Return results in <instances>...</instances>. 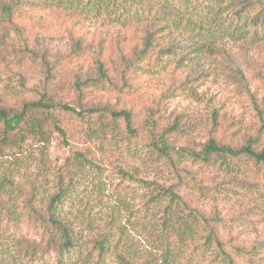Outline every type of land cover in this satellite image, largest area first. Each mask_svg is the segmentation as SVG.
<instances>
[{
    "label": "rangeland",
    "instance_id": "374dc122",
    "mask_svg": "<svg viewBox=\"0 0 264 264\" xmlns=\"http://www.w3.org/2000/svg\"><path fill=\"white\" fill-rule=\"evenodd\" d=\"M15 1L0 0V109L20 112L44 96L100 112H35L48 122L44 141L28 128L4 141L0 123V253L10 263L59 264L28 213L45 212L62 181L58 216L76 239L66 264H229L218 241L235 264H264V164L214 166L188 155L211 140L264 149V43L231 39L240 23L228 1L68 0L71 9L23 0L2 12ZM162 4L194 31L158 42L157 51L176 54L138 59L147 32L171 31L149 18L148 8ZM123 111L132 133L111 115ZM175 125L172 166L152 145ZM77 152L89 162L78 166Z\"/></svg>",
    "mask_w": 264,
    "mask_h": 264
},
{
    "label": "trees",
    "instance_id": "16d2710c",
    "mask_svg": "<svg viewBox=\"0 0 264 264\" xmlns=\"http://www.w3.org/2000/svg\"><path fill=\"white\" fill-rule=\"evenodd\" d=\"M50 5L57 7V8H71L73 7L74 3L68 0H44ZM161 3H164V0H161ZM224 0H219L218 2H223ZM228 1V7L233 12V18L239 21V25L234 28L231 32V39L234 41H241L249 39L252 43L263 42L264 43V0H226ZM23 0H16L14 3L9 2L7 5H2V12L5 14H11L13 10L18 9L19 5ZM162 5H152L148 8L149 11V18L150 16L153 18L152 21L167 26L171 28L169 34H164L165 29L161 31H153L147 32L146 40L144 43V48L141 50L140 54H138V59L143 60L144 58H151L153 54H156L158 58L162 56H171L176 54V48H169L167 50L161 49L157 51L158 42H163L165 37L172 38V36L176 33H182L180 35H186L189 33H193L195 27V23L192 20H187L186 18H181L179 20L178 14L175 11L168 10V7ZM168 8V9H166ZM211 13V11H209ZM139 18V16H135ZM135 18V19H136ZM201 33L198 34L200 37L201 35L206 36L207 30L201 27ZM174 31V32H173ZM176 31V32H175ZM161 35V36H160ZM169 35V36H168ZM203 36V37H204ZM195 37V36H194ZM174 41V39H173ZM190 41H194L191 38ZM173 43V42H172ZM191 43V42H190ZM196 42L194 41V44ZM174 44H179L178 42H174ZM154 52V53H153ZM151 56V57H150ZM101 71L103 70V66H100ZM104 77V73L102 74ZM78 87V85H77ZM80 87V86H79ZM59 109L63 113L76 115L78 117L83 118L87 113L90 114H97L100 110H88V111H78L76 108L70 105H56L50 104L45 102V97L34 103H26L24 104L22 110L20 112H15L10 114L6 108L0 109V123L4 125V138L3 140L6 141L8 136L13 133L15 130L23 129L25 131L26 128L29 129L30 134H37L41 136V139L44 141V138L47 134V127L48 122L45 119L38 118L33 114L35 112H50L51 110ZM104 112V111H103ZM43 114V113H42ZM112 117L115 119L124 118L127 123L128 130L132 133L134 132L131 130V115L128 112H112ZM29 125V126H28ZM56 132L64 139L63 143L67 144L66 138L67 133L66 131L56 125L55 126ZM177 131V127L172 126L163 130V132L157 135V141L153 143V149L159 156L166 159L171 163L172 166H175V160L172 158V152H177L175 147L169 141V136L174 134ZM189 153V152H188ZM179 156L186 155L187 153L182 150V152L177 153ZM181 154V155H180ZM194 160H200L203 163L210 164V165H227L226 159H239V158H250L256 163L264 164V149L261 151L256 150L254 146L247 145L241 149H233L230 147L219 146L216 141L211 140L203 154H195L194 152H190L188 154ZM77 165L82 166L83 163H88L89 160L87 157L81 153L77 152L74 156ZM69 161V160H68ZM69 164V163H67ZM70 165V164H69ZM10 185L13 186L11 183ZM58 193L54 196L53 199L49 202L48 206L43 212L42 207H34L30 209L28 215L31 220H34L36 224L42 225L45 227L46 237L48 239V243L51 245V248L58 255V262L59 264H66L65 256L69 253H72L76 247V239L73 236V232L71 229L66 226V224L60 219L58 216L60 204L64 197L67 194V190L63 187L62 181L58 184ZM167 193H171L172 199L175 200L180 199L177 195L172 191L169 190ZM7 194V191H4L3 185H0V197ZM6 208L0 207V219L2 217L3 212ZM34 216V218L32 217ZM218 240V239H217ZM218 246L221 248L225 258L228 260L229 264H235L234 260L231 256L223 249L224 246L221 242L218 241ZM101 251L104 250L103 244L100 245ZM241 249H238V252L241 253ZM6 252L0 253V264H17V263H10L9 258L7 257L8 254ZM78 263V262H77ZM75 263V264H77Z\"/></svg>",
    "mask_w": 264,
    "mask_h": 264
}]
</instances>
